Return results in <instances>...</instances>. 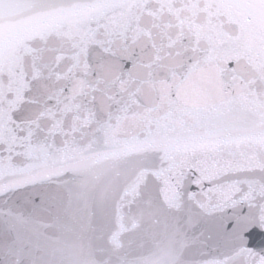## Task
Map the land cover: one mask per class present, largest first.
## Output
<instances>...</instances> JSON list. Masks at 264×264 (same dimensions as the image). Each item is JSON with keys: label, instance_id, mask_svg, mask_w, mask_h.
<instances>
[{"label": "snow or ice", "instance_id": "1", "mask_svg": "<svg viewBox=\"0 0 264 264\" xmlns=\"http://www.w3.org/2000/svg\"><path fill=\"white\" fill-rule=\"evenodd\" d=\"M0 264H264V0H0Z\"/></svg>", "mask_w": 264, "mask_h": 264}]
</instances>
